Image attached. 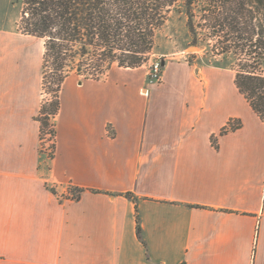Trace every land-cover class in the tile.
Returning <instances> with one entry per match:
<instances>
[{
    "label": "crops",
    "instance_id": "crops-1",
    "mask_svg": "<svg viewBox=\"0 0 264 264\" xmlns=\"http://www.w3.org/2000/svg\"><path fill=\"white\" fill-rule=\"evenodd\" d=\"M44 51L0 28V264H264V121L233 70L168 60L159 84L144 64L72 73L47 164ZM230 119L242 125L220 134Z\"/></svg>",
    "mask_w": 264,
    "mask_h": 264
},
{
    "label": "trees",
    "instance_id": "trees-1",
    "mask_svg": "<svg viewBox=\"0 0 264 264\" xmlns=\"http://www.w3.org/2000/svg\"><path fill=\"white\" fill-rule=\"evenodd\" d=\"M21 2L18 31L45 41L42 88H49L51 97L43 101L38 115L41 135L59 112L60 92L69 75L101 79L115 63L142 66L173 12L186 18L190 44L204 50L206 65L234 71L237 89L264 121V0ZM241 125V120L230 119L220 134ZM213 143L217 145L216 138ZM70 190L76 198L82 191Z\"/></svg>",
    "mask_w": 264,
    "mask_h": 264
},
{
    "label": "rangeland",
    "instance_id": "rangeland-1",
    "mask_svg": "<svg viewBox=\"0 0 264 264\" xmlns=\"http://www.w3.org/2000/svg\"><path fill=\"white\" fill-rule=\"evenodd\" d=\"M22 0H0V28H10L18 31V22L22 10ZM190 36L186 27V18L183 14L173 12L170 13L166 19L163 28L157 33L156 46L147 55V61L144 67L147 71V83L149 84L148 72L149 65L152 61L161 60H179L186 61L194 66H207L204 62V50L197 49L191 51ZM117 65V63L113 64ZM164 71V65H163ZM229 100L233 102L245 117H257L248 114L244 104L242 103V96L238 97L236 93H229ZM50 89L43 90V101L50 98ZM54 119H51V127L49 130L53 131ZM51 160L46 159L47 164Z\"/></svg>",
    "mask_w": 264,
    "mask_h": 264
},
{
    "label": "built area",
    "instance_id": "built-area-1",
    "mask_svg": "<svg viewBox=\"0 0 264 264\" xmlns=\"http://www.w3.org/2000/svg\"><path fill=\"white\" fill-rule=\"evenodd\" d=\"M148 78L149 84H159L163 81V65L161 59H157L150 63ZM143 92L147 94L148 90L145 88ZM53 128L54 132L47 130L46 132L42 133L39 145V149L43 157L49 160H52L55 155V119Z\"/></svg>",
    "mask_w": 264,
    "mask_h": 264
},
{
    "label": "water",
    "instance_id": "water-1",
    "mask_svg": "<svg viewBox=\"0 0 264 264\" xmlns=\"http://www.w3.org/2000/svg\"><path fill=\"white\" fill-rule=\"evenodd\" d=\"M197 49V46L196 45H192L191 47H190V50L191 51H195ZM162 65H165V60H162Z\"/></svg>",
    "mask_w": 264,
    "mask_h": 264
}]
</instances>
